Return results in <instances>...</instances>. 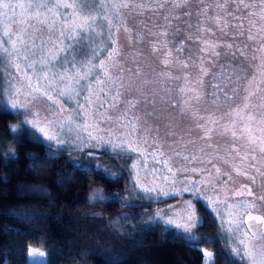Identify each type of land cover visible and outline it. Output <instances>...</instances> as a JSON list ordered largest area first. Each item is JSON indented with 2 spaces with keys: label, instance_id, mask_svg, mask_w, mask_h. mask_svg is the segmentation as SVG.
<instances>
[{
  "label": "snow or ice",
  "instance_id": "snow-or-ice-1",
  "mask_svg": "<svg viewBox=\"0 0 264 264\" xmlns=\"http://www.w3.org/2000/svg\"><path fill=\"white\" fill-rule=\"evenodd\" d=\"M193 2L198 5L195 14L200 19L196 31L201 35L195 38L190 33L186 35L187 39H194V42L200 44L197 65L199 75L195 80H190V73L179 75L173 73L172 67L176 64L188 68V60L191 57L183 60L178 55L174 57V52L183 51L184 42L181 41L172 49L169 45L173 41H170L168 36L169 30L173 27V20L182 18L172 9L187 8ZM257 2L260 5L259 13L248 12V16L259 15L260 21L264 22V0H252V3L246 0H24V2L0 0V63L6 61L7 66L12 69L7 88L0 87V113L19 116L25 114L19 109H25L26 115L31 118L25 119L22 123L31 126L25 131L31 132L34 140L41 139L32 132V129H37L43 138L55 141L57 145L74 143L76 147L83 148L100 147L103 144L113 151L120 149L124 152L139 153L144 157L145 163L148 157H151L157 166L152 169L155 178L172 185L177 183V172L194 173L199 179L193 181L192 178L184 176L179 182L185 186L179 191L190 192L193 198L201 202L202 207L210 208L217 217H227L226 220H222V225L226 224V231L235 238L233 255L244 260L246 264H264V246L258 249L253 243L264 241V216L252 213L251 209L256 207L255 199L230 203L227 193L225 198L221 199L219 191L232 182V174L222 172L213 162L219 159L229 164L228 159L218 151L221 147L219 142H211L214 134L231 141L225 151L228 156L234 155L239 160V164H230L235 175L243 176L253 185L257 183L258 176L264 179V172L261 171L264 165H260V160H264V135L253 134L252 122L256 121V116L249 111L251 98L256 94L250 89L256 77L241 76L230 64L227 66L228 71L225 72V66L221 65L219 72L212 73L208 89L201 91L204 77L210 72L205 63H215L212 57L220 56L217 48L222 45L228 49L234 47L233 43L227 41L205 40L203 33L214 35L219 31L224 35H232L233 40L237 36H243L245 17L238 13L241 6L246 11ZM230 3L235 5L231 10ZM169 4L171 8L166 11ZM146 13H152V16L146 17ZM192 14L189 10L182 15L190 18ZM136 17L141 19L137 20ZM228 17H232V20H228ZM158 18H162L163 23H158ZM129 19H133L135 24L130 26ZM205 21L213 23L215 27H206ZM185 23L187 28L193 27L190 21ZM250 23L252 27L256 26V21ZM229 27L241 31L229 33L227 31ZM121 29L131 49L127 55L122 50L123 46L118 43V33ZM180 30L177 25L176 32L171 35L174 36ZM185 31L187 32V29ZM259 31L264 32V23H261ZM145 33L152 38L148 40L150 54L155 56L158 52L161 53L158 59L162 70L156 72L155 68H151L154 75L144 71L145 65L140 59L146 55L144 51L134 47L145 41ZM254 39L251 34L247 36L249 41ZM82 43L85 48H80ZM235 47L242 55L244 54L238 44ZM254 51L264 54V43ZM206 52H210V56L205 57L203 54ZM227 54L226 52L225 55ZM232 55H235V52ZM128 56L132 58V66L127 63ZM259 67L264 70V61ZM261 77L264 82V71H261ZM181 79L184 80V84L177 88L181 98L170 103V107L179 106L181 116L189 114L188 109L192 107L193 101L199 103L205 96L212 97L211 103L215 105L222 99L232 100L243 93V103L225 113L231 116V120L219 128L217 124L223 117L214 118L212 113L203 115L196 109L190 115L196 121L195 129L200 133L198 137L185 139V135L191 136L193 129L182 135L176 132L169 122L165 125L169 129L165 135L174 139L162 140L159 125L151 124L147 117L156 116L158 97L160 104L169 103L166 98V94L171 91L169 81ZM242 79L247 80V83L242 85ZM189 84H199L200 88L188 87ZM125 93L128 94L127 98ZM187 93L193 95L189 96ZM41 98L48 102L46 107L49 111L44 116H41L38 108L30 107ZM121 103L125 107L118 114L112 115L111 110L119 108ZM140 104L152 110L143 115L140 113L129 115ZM111 121L117 122L122 129H127V132L122 131L120 135L131 139L119 140L96 134L98 131H110L102 128V125ZM259 123L264 124V116L260 117ZM9 128L10 131L16 132L14 126L10 125ZM258 131L264 133V128ZM57 133H64L65 136H58ZM16 138L14 136L13 140ZM242 140L246 141V144L238 143ZM93 141L95 144L90 143ZM198 141L209 143L191 152L182 150L188 149L190 145H197ZM164 144L168 145L171 155L165 154ZM145 148H152V151L145 155ZM49 150L50 156L57 155L51 152L50 145ZM67 151V148H61L58 154L62 156L67 154ZM105 154H108L107 151ZM0 155L7 156V153L0 152ZM10 158H15V153ZM173 160L175 164L172 163ZM197 162L202 167L192 166ZM69 163L78 170L88 169L89 175L96 173L107 175L87 160ZM161 165L163 173L159 168ZM212 176L219 181V188L216 180L208 179ZM201 185H211L212 191L217 195L215 197L206 195L201 191ZM244 189H247V196L254 195L250 185H241L239 189H233L231 195L233 197L244 195ZM143 190L157 192L155 187ZM159 191L165 196L170 194L163 189ZM258 198L264 200V196ZM93 199L100 200V194L95 193ZM186 203L188 214L185 222L176 223L172 219L166 222L170 225L175 224L184 231H190L196 227V223L191 222L195 210L191 200ZM221 205L223 207H220ZM241 208L242 219L234 221L233 217L236 216L234 209ZM199 223L203 224V221ZM182 238L199 247L197 237ZM29 255L35 260V264H46L43 259L45 253L32 250ZM204 256L211 264L212 253L205 251ZM232 264H237V261H232Z\"/></svg>",
  "mask_w": 264,
  "mask_h": 264
},
{
  "label": "trees",
  "instance_id": "trees-1",
  "mask_svg": "<svg viewBox=\"0 0 264 264\" xmlns=\"http://www.w3.org/2000/svg\"><path fill=\"white\" fill-rule=\"evenodd\" d=\"M14 118L0 113V152L7 153L0 155V264H28L31 247L46 250V264H203V249L214 252L213 264L235 260L202 205L203 224L190 231L162 224L132 230L128 221L141 226L154 204L123 201L127 174L118 156L83 154L77 162L90 161L107 173L89 175L70 165L75 160L68 152L51 149L57 155L50 156L45 144L26 136L15 142L8 131ZM96 190L100 200L92 198ZM182 237H197L199 247Z\"/></svg>",
  "mask_w": 264,
  "mask_h": 264
},
{
  "label": "rangeland",
  "instance_id": "rangeland-1",
  "mask_svg": "<svg viewBox=\"0 0 264 264\" xmlns=\"http://www.w3.org/2000/svg\"><path fill=\"white\" fill-rule=\"evenodd\" d=\"M15 2H24V0H15ZM248 3H252V0H246ZM198 5L196 3H190L187 8H181V9H172L174 13L180 14L182 16L181 19L179 20H173V27L169 30L170 35L168 36V39L170 41H173L169 45L170 48L175 49L177 45L180 44L181 41L184 42V47L183 51L181 53H175L174 52V57L179 56L180 59H186L189 56L191 59L188 60L189 67L188 68H183L181 65L176 64L175 66L172 67V71L175 75H179L182 73H190L191 75L189 76L190 80H195L197 76L199 75V70H198V56L200 55L199 53V48L200 44L194 42L193 40H189L186 38L187 34H192L193 38L196 36H200L201 34L196 31V25L198 20L200 19L197 17L196 9ZM235 5L229 4V10L233 9ZM171 8V5L166 6V11ZM192 11V16L189 18L187 16H183V12L185 11ZM260 10V5L259 3H255L253 7L247 9L246 11L243 9V6H241L240 12L238 13L239 15H242L245 17L244 19V35L243 36H237L235 40H233L232 35H224L223 33L216 31L215 34H210L208 32L203 33V39L205 40H211V41H216V40H221V41H227L229 43H233L234 47L232 49H228L226 46L222 45L221 47L217 48V51L220 53L219 57H212V61L215 63L211 62H206L205 67L210 69L209 75L204 77V85L203 88H201V91L207 90L208 89V82L212 79V73L219 72L221 65L225 66V72L228 71L227 66L230 64L237 70V72L244 77L251 78L253 75H255L256 79L253 81L252 88L250 90L255 91L256 94L251 98L250 101V109L255 116H256V121L252 122V132L256 136L264 135V133H261L258 131V129L264 128V124L259 123L260 117L264 116V82H262V77H261V71L262 70L259 65L261 64L262 61H264V54L254 51V49H258L261 45V43H264V32H260L259 28L261 23H264L260 21L259 15L256 16H248V12H256L259 13ZM210 15L212 12L210 11ZM223 14V13H221ZM147 16H152V13H146ZM145 17V18H146ZM136 19H141V17H136ZM228 20H232V17H228ZM186 21H190V23L193 25L191 28H187V24L185 23ZM251 21H256V26L252 27ZM158 23H163L162 18H158L157 20ZM128 24L130 26L135 24V21L133 19L128 20ZM180 27V31L176 33L174 36L171 35V33L176 32V26ZM206 27L214 28L215 25L209 21H205ZM151 26V25H149ZM187 29V32L185 31ZM158 30V29H154ZM250 30V31H249ZM229 33H234L241 31L240 29H234L229 27L227 30ZM253 35L255 37L254 40L249 41L247 40L248 35ZM152 39L151 37H148L147 34L145 33V41L139 45H134L135 48L142 49L144 53L146 54L144 57H141V62L145 65L144 71L146 73H150L151 75H154V73H151V68H155L156 72L161 71V67L159 64V59L158 57L161 56V53H157L155 56L150 54V45L148 43V40ZM118 43L123 46V52L127 55L131 49L128 46L125 34L123 33V30L118 33ZM239 45L240 49L243 50L244 54L242 55L240 51L236 50L235 45ZM245 45L247 47L245 48ZM83 47V43L81 44L80 48ZM228 53L225 55V53ZM235 52V55H232V53ZM205 57L210 56V52H206L203 54ZM255 57V58H254ZM123 58V57H121ZM196 63H193V62ZM129 66H132V58L131 56H128V61H127ZM150 66V67H149ZM12 72V69L7 66L6 61L3 63H0V87L2 88H7V81L9 78V73ZM157 79H159L157 77ZM247 80H241V84H246ZM184 84V80H172L169 81V86L171 88V91L166 94V98L168 99L169 103L167 104H160L159 103V97L157 98L158 103H157V113L156 116H148L147 119L148 121L153 124V125H159L160 127V138L162 140H169L171 141L174 139V137H168L165 135L167 131H169L168 128L165 127L166 124L169 122L172 123L174 126V129L176 132L184 135L188 132L189 129H193L191 131V136L189 137L188 135H185V139L193 138V137H198L199 136V130L195 129V124L196 121L192 119L190 113L196 111V109H199L200 114L207 115L208 113H212L214 115V118L216 117H223L220 121L219 124H217V128L220 127V125L228 124L231 120V116L225 115V113L229 112L232 108H236L238 105H241L243 103L242 101V95H237L234 99L232 100H221L217 104L213 105L211 103L212 97L210 96H205L201 99L199 103H196L195 101L192 102V107L188 109L189 114L185 116H181L179 114V106L176 108L170 107L171 101H179L181 98V94L178 93L177 88L182 86ZM159 86V85H158ZM188 87H193V88H200L199 84H189ZM187 95H193V93H187ZM128 94L125 93V97L127 98ZM187 98V97H185ZM47 101L41 98L38 100L34 105H31L30 107H36L40 110L41 116H44L47 114L49 111L48 108L46 107ZM69 108L71 106H68ZM125 105L121 103L119 105V108H116L114 110H111L112 115H116L119 113L121 109H123ZM152 109L145 108L143 104H140L137 106V108L133 109L132 112L129 115H132L133 113H140L144 114L147 111H151ZM161 110L163 112V115H161ZM207 110V111H205ZM16 111V110H14ZM21 111L22 115L15 116L13 120H11L8 123V128L9 126H14L16 128V132L10 131V128L8 129L9 134L12 136H16L17 138L15 139V142H17L21 136H26L29 139H33L31 132L25 131V129L30 128V125L22 123L25 119H30L31 117H28L26 115V110L25 109H19ZM159 117V118H157ZM143 122V121H141ZM247 122V121H246ZM203 123V121H201ZM239 126V125H238ZM102 128L104 129H110V131H98L96 134L105 136L106 138L108 136H111L113 139H119V140H124V139H131L130 137L126 136H121L120 133L122 131L127 132V129H122L120 125L115 122L111 121L108 122L104 125H102ZM95 131V130H94ZM32 132H35L37 136L41 137L40 140H37L39 142H42L45 144L48 148L49 145L51 146L52 150L55 151H61V148H67L68 153L71 154L73 159L77 162L79 158L83 154H88V153H103L107 151V153L114 154L119 157L120 159V168L124 170L127 174V183H126V196L123 199L124 202H149L151 201L154 204V207L151 211L146 213V215H143L140 219V223L142 224L141 226H137L136 221L134 220H129L128 224L132 230L135 229H140L143 227H147L149 225L153 224H162L166 227L169 228H174L177 231L181 232H186L182 228L176 227L175 224H168L166 221L169 219L174 220L176 223H183L185 222V218L187 216V201L191 200L192 205L195 210V215L193 217V220L191 221L192 223L199 224L201 221V216L199 213V206L201 205V202L193 198L192 194L190 192H180L179 190L185 186V184L180 183L179 181L184 177H190L192 178L193 181L199 179L198 176H196L194 173H176V179L177 183L174 185L169 184L164 182L162 179H157L155 178V175L152 171L154 167H157L152 160L151 157H148L147 162L145 163V159L143 156L139 155V153H133V152H124L121 151L120 149H116L113 151L110 147L107 145H101L100 147H83V148H78L74 143H69L65 145H57L55 141H49L45 138H43V135L37 130V129H32ZM58 136H65L64 133H57ZM67 138V137H65ZM10 139V138H9ZM6 139H1L2 144H4ZM219 142L221 145L220 151L221 155L224 156L226 159H228L229 164L223 163L222 160L216 159L213 162L217 164L222 172H228L232 174V182H229V184L223 188L222 190L219 191L221 199L225 198V193H227V197L229 202H235V201H243V200H253L255 199L256 207L251 209V211L254 212H259L264 215V200H260L258 197L264 196V179L261 177H257V183L256 184H251V181L245 179L243 176H238L235 175V173L232 172V168L230 167V164H239V160L237 157L234 155L228 156L227 152L225 151V148L227 147L228 144L231 143V141L228 138H221L218 136H213V140L211 141L212 143ZM92 144H95V142H90ZM209 143V141H198L197 145L192 146L190 145L188 149H182L183 151H194L197 147L201 145H206ZM238 143L241 144H246V141L242 140L239 141ZM14 146V144H13ZM7 152L12 151L11 145L5 149ZM207 151H212L211 149H206ZM243 150V149H241ZM145 155H147V152L152 151V148H145ZM164 152L166 155H171L170 150L168 149V145L164 144ZM173 164H175V160L172 161ZM133 165H136L134 168ZM260 165H264V160H260ZM193 167H202L201 164L198 162L192 165ZM210 168L211 165H208ZM161 173H163V166H159ZM214 171V170H213ZM261 171L264 172V167H261ZM207 175V173H205ZM210 180H216L215 176L208 177ZM217 187L219 188V181L216 180ZM241 185H250L252 188L253 196H247V189H244V195L233 197L231 195V192L233 189H239ZM157 188V192H145L143 189L144 188ZM159 189H163L165 192H169L170 194L165 196L160 193ZM201 191L204 192L208 196H213L215 197L217 195L216 192L212 191L211 185H201ZM95 193H99L101 195V192L99 190H96L92 194V198ZM220 207H223L221 205ZM212 216L216 219L218 225H219V230H220V237L222 239L223 245L228 249L231 257L237 261L238 264H246V262L239 257L233 255L232 253V247L235 244V238L233 236H230L228 232L226 231L227 225L223 224L222 225V220H226L227 217H217L214 212L211 211V209H207ZM236 211V216L233 217L234 221H238L242 219L243 215V209H234ZM193 229V228H191ZM253 243L256 245V247L259 249L261 246H264V241H253ZM38 251V252H43L45 253V257L43 258L45 260L46 258V250L43 249L42 247H31L29 250V253L32 251ZM207 251L212 253V257L214 259V252L210 250L203 249V253ZM213 259L211 261V264H213ZM28 264H35V260H33L32 257H28ZM203 264H209L207 258L204 256Z\"/></svg>",
  "mask_w": 264,
  "mask_h": 264
},
{
  "label": "water",
  "instance_id": "water-1",
  "mask_svg": "<svg viewBox=\"0 0 264 264\" xmlns=\"http://www.w3.org/2000/svg\"><path fill=\"white\" fill-rule=\"evenodd\" d=\"M253 214H256V215H261V216H264L263 214L259 213V212H254L252 211Z\"/></svg>",
  "mask_w": 264,
  "mask_h": 264
}]
</instances>
